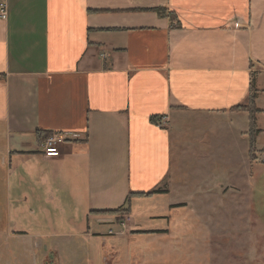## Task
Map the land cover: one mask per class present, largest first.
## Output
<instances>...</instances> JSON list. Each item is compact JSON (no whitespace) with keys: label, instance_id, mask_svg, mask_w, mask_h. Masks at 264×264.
<instances>
[{"label":"crops","instance_id":"crops-1","mask_svg":"<svg viewBox=\"0 0 264 264\" xmlns=\"http://www.w3.org/2000/svg\"><path fill=\"white\" fill-rule=\"evenodd\" d=\"M4 2L0 166L10 225L38 224L35 236L110 234L102 226L111 222L150 230L133 215L179 205L175 155L201 144L204 161L213 154L205 145L228 157L245 142L248 158L246 106L258 109L249 167L264 162V0ZM52 135L64 141L46 156Z\"/></svg>","mask_w":264,"mask_h":264},{"label":"rangeland","instance_id":"rangeland-1","mask_svg":"<svg viewBox=\"0 0 264 264\" xmlns=\"http://www.w3.org/2000/svg\"><path fill=\"white\" fill-rule=\"evenodd\" d=\"M189 146L193 153L175 155L170 167L171 196L179 205L151 214L162 217L133 215L152 233H123L111 222L102 231L112 234L35 236L38 224L10 225L0 166V264H264V162L249 167L255 157L248 152L247 158L245 142L229 146L228 157L205 145L213 153L205 161L197 156L201 144Z\"/></svg>","mask_w":264,"mask_h":264},{"label":"built area","instance_id":"built-area-1","mask_svg":"<svg viewBox=\"0 0 264 264\" xmlns=\"http://www.w3.org/2000/svg\"><path fill=\"white\" fill-rule=\"evenodd\" d=\"M7 17V7L4 0H0V19L4 20ZM233 26L236 28H240L246 25V23L239 18L234 19ZM64 141V137L61 135H52L47 137L41 147L42 152L46 156H57L59 151V145ZM129 219V217H124L123 222L120 225L123 227L125 222ZM111 234V232H109Z\"/></svg>","mask_w":264,"mask_h":264},{"label":"trees","instance_id":"trees-1","mask_svg":"<svg viewBox=\"0 0 264 264\" xmlns=\"http://www.w3.org/2000/svg\"><path fill=\"white\" fill-rule=\"evenodd\" d=\"M152 10H155L159 14H164V9L163 8H152ZM251 102V100H250ZM246 110L248 111V130H247V135H248V152L249 154H253L254 152V139H255V134L257 132L256 126H255V119H254V113L258 111L255 107H247ZM251 154V155H252ZM254 157V155H252ZM160 192L159 190H154L149 193H143L146 195H150L151 193H156ZM124 211L122 209H117L116 211H112L113 214H119L123 213ZM156 232L155 230H142V231H137V233H152Z\"/></svg>","mask_w":264,"mask_h":264}]
</instances>
